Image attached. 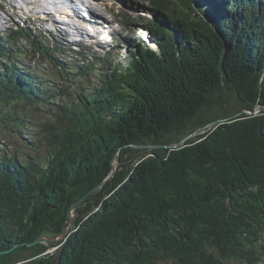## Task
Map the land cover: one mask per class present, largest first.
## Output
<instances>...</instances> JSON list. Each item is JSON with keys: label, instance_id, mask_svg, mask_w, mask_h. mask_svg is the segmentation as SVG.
<instances>
[{"label": "trees", "instance_id": "trees-1", "mask_svg": "<svg viewBox=\"0 0 264 264\" xmlns=\"http://www.w3.org/2000/svg\"><path fill=\"white\" fill-rule=\"evenodd\" d=\"M209 1L150 0L158 48L137 38L126 65L65 62L30 28L0 37V106L16 108L0 109V137L44 115L27 154L0 148V252L24 244L0 264L26 252L31 264H260L264 111L248 112L264 107V0ZM36 52L45 63L32 67ZM243 111L179 149L134 147L175 145ZM90 192L60 256L28 246L60 235Z\"/></svg>", "mask_w": 264, "mask_h": 264}, {"label": "rangeland", "instance_id": "rangeland-1", "mask_svg": "<svg viewBox=\"0 0 264 264\" xmlns=\"http://www.w3.org/2000/svg\"><path fill=\"white\" fill-rule=\"evenodd\" d=\"M149 1L150 0H100L98 4H96V6H93L94 4L92 5L93 9L97 8L96 10H98V13L89 11L85 14V12L82 10L83 8L81 7L83 5V2L81 0H55L56 3H60V4L58 7H55L53 9L52 11L53 14H52L51 12H48L45 9L46 4L43 3L46 2V0H42L37 3V5L39 3H41L42 5L41 7L38 8L37 12H34V10L31 11L30 9H32L31 8L32 6L23 4L25 2L23 0H0V37L1 38L7 36L9 37L10 36L9 29L16 30L22 27L28 29L29 27L32 30V34L34 36L36 35V37H38L39 39L41 38L42 44L43 41L46 42L43 44L44 46L47 44L49 47H55L62 44L61 50L59 49V51H53L54 53L52 52V55L56 57L57 55L60 54V57L65 62L74 63L76 60L80 61L78 60V57L80 55H83V57L86 58V62L95 61L96 58L100 59L109 56V58H111L112 64L126 65L130 60V52L128 50L127 44L131 43L136 38H138V35H135L136 34L135 30L139 28L138 31L140 29L144 31L146 29L144 25L145 23L148 22V19L154 18L152 12L149 11L150 10ZM211 2L212 0L209 1L210 10L212 9ZM146 9H148L149 15H146V17H144L145 15H143L144 14L143 12H146ZM46 11L48 13L47 15L45 14ZM73 11H75L76 13L75 15ZM100 12H103L104 17H106L110 22L115 23L114 29L116 31L114 35L116 42L113 45H108L105 43H99L100 45H98L97 43H94V41L97 39L96 35L93 34L92 38H90L88 36L89 34L88 32L87 35H85V37L83 36L82 38L79 39L73 36L74 37L73 38L69 31L70 30L69 25L68 26L64 24L62 25L61 23H58L54 19L55 17L58 20H62V18L57 16V13L69 14L70 17L73 16L77 19H80L82 21L81 24L83 25L84 23L85 25L87 24L86 23L87 21L91 22L94 18H101L99 15ZM128 21L131 22L130 27L121 25V23L126 24V22ZM117 22L120 24H117ZM58 24H61V26H58ZM119 25H121L122 27L121 26L118 27ZM85 27L87 28V30H89L87 25H85ZM83 30L85 31L84 27ZM139 38H141L145 43H147L144 38L142 37ZM151 41L152 44L148 42L149 46L151 48L153 47L158 48L157 44L153 40V37ZM103 42H107V39L104 40ZM20 45H22L23 47L25 45V47L28 49L30 48L28 43L25 41V38L22 39ZM34 55H32L34 57L32 67L33 64H35L36 66L37 64L45 63V61L42 60L43 56L40 53L36 52L34 53ZM23 64H25L26 66H31V63L29 64L28 61L26 62L23 61ZM96 68L97 70H95ZM96 68H92V67L88 68V70L90 71L89 77H91L94 81H97L99 79L95 75V71H98L101 68V66H98ZM227 98L230 101V105L233 111H236L240 106V102L237 96L228 94ZM0 109L3 110V112L11 113V114H14V110H16L14 105L3 106V107L0 106ZM214 110L215 111L212 113L213 115L219 113L221 109L218 106H216ZM43 116L44 115L40 113L36 115L34 118V115L29 114L27 116L28 122L25 128L22 129L17 128V133L11 132L10 134L13 136L7 135L0 137V143L2 144L0 145L1 146L0 148L2 147L6 148L11 155L16 153V151H18V153L21 151L24 153L26 152L25 154H27L30 148H27L26 145L28 143H31V141L36 138L37 136L36 134H38L40 129L39 123L41 121L39 120V117H43ZM1 118L2 116L0 115V119ZM4 128L5 125L3 124V122H0V131L3 130ZM20 131L22 132V135L18 133ZM73 228H74L73 232L77 231L76 227ZM68 237L65 238V240L60 239L55 244H49L48 246H50L51 249L48 250L46 253H50L51 255L54 254L56 258L60 256L61 250L63 249V245L67 241ZM25 256H28V259L26 261L17 264H31L34 261L33 258H29L31 256V253L26 252ZM231 262L229 264H247V262L244 260H235ZM260 264H264V258L260 262Z\"/></svg>", "mask_w": 264, "mask_h": 264}, {"label": "water", "instance_id": "water-1", "mask_svg": "<svg viewBox=\"0 0 264 264\" xmlns=\"http://www.w3.org/2000/svg\"><path fill=\"white\" fill-rule=\"evenodd\" d=\"M261 111H264V107L258 106L253 113L248 112V114H256V113L261 112ZM244 113H246V112L245 111L239 112L235 116H232V117H229V118H226V119H220V120L212 121L211 123H209L205 127L201 128L200 130L195 131L192 134L188 135L187 137H185L183 140H181L179 143H177L175 145H167V146H162V145H142V146H134V147L135 148H145V149H150V150H153V149H156V148H160V147L179 149L183 145H185L189 140L197 138V137H199L201 135H206V134L210 133L212 130H214L216 127H218L220 124L228 122L231 119H234L236 117H239L240 115H242ZM116 168H117V164H114L113 173H112L111 176H113L114 173L116 172ZM91 193L92 192H90V193L86 194L85 196H83L81 199H79L72 206V208L68 212V216H67V223H68L69 226L66 227L64 229V231L60 235H57V236H55L53 238L39 237L34 242L29 243L28 246L29 247H33V246H35L37 244H43V245H47L48 246L49 244H55L60 239H64L65 240V238H67L70 234L73 233V230H74L73 227H76L75 222L73 221L74 216H75L74 214H75L76 208L78 207V205L83 203V201H85L87 199V197L90 196ZM23 245L24 244L16 245L12 249L0 252V254H8V253L12 252L14 249H16L17 247L23 246Z\"/></svg>", "mask_w": 264, "mask_h": 264}, {"label": "bare ground", "instance_id": "bare-ground-1", "mask_svg": "<svg viewBox=\"0 0 264 264\" xmlns=\"http://www.w3.org/2000/svg\"><path fill=\"white\" fill-rule=\"evenodd\" d=\"M23 1H25L23 4H27L28 6H32L31 8L32 9H30L31 11H33L34 10V12H37V10H38V8L39 7H41L42 5H41V3H39L38 5H37V3L38 2H40V1H42V0H23ZM82 2H84V1H82ZM91 3H93V1H89V0H87V2L84 4L85 5V9H86V12H89V11H91V12H94V13H98V10H96V9H93L92 8V5H91ZM110 3V2H109ZM43 4H46L45 5V9L47 10V11H53V9L55 8V7H58L59 6V4L60 3H56L55 2V0H46V2H44ZM90 9V10H89ZM82 10H84V9H82ZM30 11V12H31ZM46 11V12H47ZM66 11V10H65ZM40 12V11H39ZM56 12V11H55ZM71 12V11H70ZM74 12V15L76 14L75 13V11H73ZM52 13V12H51ZM101 14H104L103 12H100ZM36 14V13H35ZM39 14V13H38ZM53 14V13H52ZM69 15V14H68ZM68 15H65L64 16V18H62V20H58L57 18H55L54 17V19H55V21H57L58 23H61L62 25L64 24V25H66V26H68L69 25V27H70V34L72 35V37L73 36H75L76 38H82L84 35H87V34H85V31L83 30V25L81 24V20L80 19H77V18H75V17H73V16H71V17H69ZM30 16H32V15H30ZM50 16V15H49ZM83 19H84V16H83ZM107 19V18H106ZM40 20V19H39ZM47 21H48V19H47ZM46 21V22H47ZM61 24H58V26H61ZM17 25V24H16ZM32 26V25H31ZM19 27V26H18ZM29 28V27H28ZM20 29V28H19ZM23 29V28H22ZM21 29V30H22ZM37 29V28H36ZM10 30V29H9ZM12 30V29H11ZM18 30V29H17ZM13 31V30H12ZM28 34V33H27ZM30 34H32V33H29V35ZM22 35V34H21ZM29 35H26V36H28V37H30ZM33 35V34H32ZM36 36V35H35ZM85 37V36H84ZM20 38L21 39H23V37H21L20 36ZM27 38V37H26ZM33 38V37H32ZM37 38V37H36ZM74 38V37H73ZM28 39H30L31 40V37L30 38H28ZM49 39V38H48ZM30 40H29V42H30ZM37 41H38V39H37ZM36 41V42H37ZM65 41H66V39H65ZM64 42V41H63ZM31 44V43H30ZM33 44V43H32ZM35 44V43H34ZM44 44V43H43ZM29 45V44H28ZM47 45V44H46ZM45 45V46H46ZM69 45V44H68ZM25 46V45H24ZM48 46V45H47ZM60 46V45H59ZM31 47V46H30ZM71 48V47H70ZM30 49V48H29ZM45 51V50H44ZM43 52V51H42ZM54 53V52H53ZM76 54V53H75ZM24 56V55H23ZM74 56V55H73ZM107 64V63H106Z\"/></svg>", "mask_w": 264, "mask_h": 264}, {"label": "clouds", "instance_id": "clouds-1", "mask_svg": "<svg viewBox=\"0 0 264 264\" xmlns=\"http://www.w3.org/2000/svg\"><path fill=\"white\" fill-rule=\"evenodd\" d=\"M153 48H155V47H153ZM155 49H157V48H155Z\"/></svg>", "mask_w": 264, "mask_h": 264}]
</instances>
